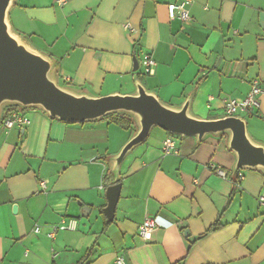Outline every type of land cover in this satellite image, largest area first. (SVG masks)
<instances>
[{
	"label": "crops",
	"instance_id": "0c3cea01",
	"mask_svg": "<svg viewBox=\"0 0 264 264\" xmlns=\"http://www.w3.org/2000/svg\"><path fill=\"white\" fill-rule=\"evenodd\" d=\"M178 1L15 0L9 17L60 62V83L127 94L136 92L138 75L166 104L181 106L194 92L195 116L224 117L226 100L245 98L255 80L264 89V0H192L189 20L171 19L168 5ZM146 53L156 70L141 76ZM259 101L241 116L264 144V93ZM26 115L25 126L0 125V264H77L89 249L83 264H264V175H233L237 159L225 135L180 137L179 153L165 154L168 132L154 127L121 164L109 219L110 157L135 129L66 122L40 110ZM148 218L159 223L145 240L139 227ZM63 219L76 228L50 237ZM216 221L222 226L207 232Z\"/></svg>",
	"mask_w": 264,
	"mask_h": 264
},
{
	"label": "water",
	"instance_id": "95a60500",
	"mask_svg": "<svg viewBox=\"0 0 264 264\" xmlns=\"http://www.w3.org/2000/svg\"><path fill=\"white\" fill-rule=\"evenodd\" d=\"M15 0H0V125L9 109L21 112L40 110L53 119L72 123L97 122L111 115L132 120L135 132L119 153L110 157L113 183L107 191L105 213L114 218L122 182L120 167L125 157L143 144L154 127L178 137L194 136L201 142L208 134L225 135L226 144L236 155L233 169H252L264 175V144L248 131L245 117L224 116L206 119L191 112V93L181 106L164 103L134 76L135 93L94 95L60 83V65L50 54L35 48L20 35L10 21ZM139 62L134 59V70ZM18 209L14 205V211Z\"/></svg>",
	"mask_w": 264,
	"mask_h": 264
},
{
	"label": "built area",
	"instance_id": "2783aa9c",
	"mask_svg": "<svg viewBox=\"0 0 264 264\" xmlns=\"http://www.w3.org/2000/svg\"><path fill=\"white\" fill-rule=\"evenodd\" d=\"M60 3H64L66 0H59ZM192 0H179L175 3H170L168 5V12L171 19H181L189 20L191 18L189 6L191 5ZM126 29L131 30L130 23L125 25ZM142 72L147 75H152L155 73L157 62L150 53L144 54L141 61ZM264 93V89L261 87L260 82L255 80L252 84L251 90L242 100H226L224 104V114L225 116H238L242 112H252L254 108H258L260 105L259 96ZM30 122L29 117L26 115V112H21L13 110L9 115L4 119L2 126L9 130L14 126H25ZM177 136L168 134L163 143V151L165 154L179 153ZM222 176H226L227 172L223 170H218ZM238 179L242 180L244 174L242 169L237 171ZM45 188V182L41 183ZM261 205L264 206V194L259 197ZM158 218H148L146 219L139 227V235L145 239L149 240L152 237L153 230L158 226ZM76 228V220L74 219H63L60 224L54 225L51 227L48 235L54 237L58 230H74ZM35 231L39 233L41 227L37 225ZM120 261V259H119Z\"/></svg>",
	"mask_w": 264,
	"mask_h": 264
},
{
	"label": "trees",
	"instance_id": "16d2710c",
	"mask_svg": "<svg viewBox=\"0 0 264 264\" xmlns=\"http://www.w3.org/2000/svg\"><path fill=\"white\" fill-rule=\"evenodd\" d=\"M58 65H60V62H59V61H58ZM13 110H16V109H14V108L9 109V110L7 111V113H6V117H7V116L9 115V113H10L11 111H13ZM6 117H5V118H6ZM105 120H112V121H114V122L120 124L121 126H123V127L126 128V129H134V125H133L132 120H131L130 118H128V117H125V116L111 115V116L106 117ZM168 134H169V133H168ZM221 226H222V225L220 224V222H219V221H216V222H214V223L210 226V228L207 230V232L214 231V230L220 228ZM90 252H91V249H89V250L87 251L86 256L84 257V260L87 259V257L89 256ZM84 260L78 262L77 264H83Z\"/></svg>",
	"mask_w": 264,
	"mask_h": 264
},
{
	"label": "rangeland",
	"instance_id": "374dc122",
	"mask_svg": "<svg viewBox=\"0 0 264 264\" xmlns=\"http://www.w3.org/2000/svg\"><path fill=\"white\" fill-rule=\"evenodd\" d=\"M137 72H138V73H140V74H142L141 76H143V75H144V73H143V72H141V71H139V70H138ZM62 82H63V83H62ZM62 82H61V84H62V85H65L63 80H62ZM30 112H31V111H28V113H30ZM155 129H156V130H158V129H160V128H159V127H157V128H155ZM177 138H180V137H178V136H177ZM243 171H244V172H246V171H248V170H246V169H243Z\"/></svg>",
	"mask_w": 264,
	"mask_h": 264
}]
</instances>
